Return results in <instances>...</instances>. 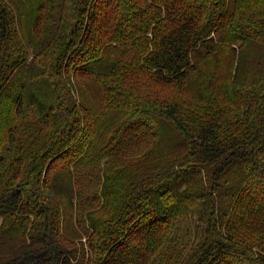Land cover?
<instances>
[{
  "label": "trees",
  "instance_id": "16d2710c",
  "mask_svg": "<svg viewBox=\"0 0 264 264\" xmlns=\"http://www.w3.org/2000/svg\"><path fill=\"white\" fill-rule=\"evenodd\" d=\"M0 264H264V0H0Z\"/></svg>",
  "mask_w": 264,
  "mask_h": 264
},
{
  "label": "rangeland",
  "instance_id": "374dc122",
  "mask_svg": "<svg viewBox=\"0 0 264 264\" xmlns=\"http://www.w3.org/2000/svg\"><path fill=\"white\" fill-rule=\"evenodd\" d=\"M85 182H86V183H89V180H88V179H85ZM82 183H84V179H82ZM86 183H85V184H86ZM89 185H90V184H89Z\"/></svg>",
  "mask_w": 264,
  "mask_h": 264
}]
</instances>
